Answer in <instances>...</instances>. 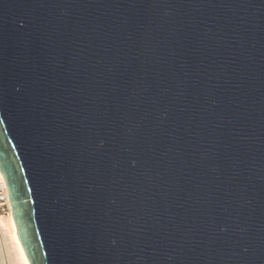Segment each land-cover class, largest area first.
<instances>
[{"label":"water","instance_id":"obj_1","mask_svg":"<svg viewBox=\"0 0 264 264\" xmlns=\"http://www.w3.org/2000/svg\"><path fill=\"white\" fill-rule=\"evenodd\" d=\"M0 171L30 264H264V0H0Z\"/></svg>","mask_w":264,"mask_h":264},{"label":"bare ground","instance_id":"obj_2","mask_svg":"<svg viewBox=\"0 0 264 264\" xmlns=\"http://www.w3.org/2000/svg\"><path fill=\"white\" fill-rule=\"evenodd\" d=\"M0 180L5 181L1 171ZM0 264H30L18 236L12 207L7 214L0 215Z\"/></svg>","mask_w":264,"mask_h":264},{"label":"built area","instance_id":"obj_3","mask_svg":"<svg viewBox=\"0 0 264 264\" xmlns=\"http://www.w3.org/2000/svg\"><path fill=\"white\" fill-rule=\"evenodd\" d=\"M11 210L8 186L4 180H0V215L7 214Z\"/></svg>","mask_w":264,"mask_h":264}]
</instances>
